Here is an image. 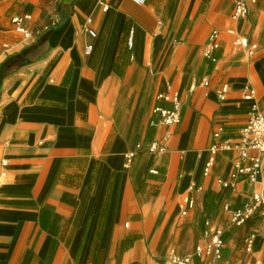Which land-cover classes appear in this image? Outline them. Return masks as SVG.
I'll use <instances>...</instances> for the list:
<instances>
[{
  "label": "crops",
  "instance_id": "1",
  "mask_svg": "<svg viewBox=\"0 0 264 264\" xmlns=\"http://www.w3.org/2000/svg\"><path fill=\"white\" fill-rule=\"evenodd\" d=\"M107 2L103 10L98 0H0V64L59 17L0 86V264H172L169 249L185 255L203 242L205 218L227 226L225 203L237 207L264 191L247 181L234 192L217 184L229 179L233 152H220L203 175L217 124L236 139L247 121L245 86L264 104V0H249L239 20L232 0ZM25 13L37 37L13 27L11 18ZM88 17L95 37L83 29ZM214 29L217 62L203 55ZM228 29L256 43L254 55L233 45ZM224 83L230 91L220 100ZM166 89L178 93L181 119L151 126L153 107L170 105L156 98ZM152 140L165 152L150 154ZM185 195L195 205L181 216ZM258 226L248 219L231 227L218 264L248 261L243 238ZM253 256L264 264V236Z\"/></svg>",
  "mask_w": 264,
  "mask_h": 264
},
{
  "label": "built area",
  "instance_id": "2",
  "mask_svg": "<svg viewBox=\"0 0 264 264\" xmlns=\"http://www.w3.org/2000/svg\"><path fill=\"white\" fill-rule=\"evenodd\" d=\"M63 2L64 0H56ZM137 4H144L146 0H132ZM233 9L231 17L233 20L245 18L249 13V0H232ZM255 1V0H252ZM103 10H107L109 3L107 0H98ZM59 17L52 18L50 23L46 25V30L56 24ZM31 20L29 14H16L11 18V23L15 31L21 33L24 38H33L39 35V32L33 31L26 22ZM91 18H86L83 29L90 36L95 37V31L90 28ZM228 33L233 35V45L243 47L249 56L254 55L258 49V45L250 42L246 36L237 34L234 29H228ZM219 33L216 29L209 34L208 40L203 48V55L212 62H217L215 54L219 47ZM92 44L85 46V53H89ZM205 85L208 81L204 82ZM230 84L224 83L216 92L220 100H224L229 95ZM158 101L168 102V107L163 104H156L152 113L157 116L156 120H151L150 125L156 126L162 124L170 127L179 123L181 119L182 104L177 92L168 89L159 92L156 96ZM243 98L250 102L248 109V118L245 125L239 130L236 139L226 137L224 135V127L217 124L211 135V142L207 147V158L203 167V175L211 174L212 167L216 156L220 152H233L232 168L228 180L220 177L216 179L217 184L221 188H227L234 192L236 185L240 181H247L251 184L264 185V104L256 100L255 89L250 85H246L243 92ZM142 147L137 144L135 150L130 151L125 156V163L130 164L135 157L137 150ZM147 151L150 154L164 153L166 146L159 140H152L147 143ZM154 172V171H153ZM195 205V200L190 195L182 197L180 202V214L184 216ZM222 210L228 215V225L221 224L210 218L203 221L202 238L203 242L197 244L192 253L180 255L174 248L167 252V259L172 264H191L193 258H196L199 264H218L222 258L223 248L231 227H239L248 219L259 222L256 230L250 231L244 238L245 252L251 257L244 264H260L253 256L257 239L264 236V191L263 189L253 190L244 197L239 206H232L227 202L223 205Z\"/></svg>",
  "mask_w": 264,
  "mask_h": 264
},
{
  "label": "trees",
  "instance_id": "3",
  "mask_svg": "<svg viewBox=\"0 0 264 264\" xmlns=\"http://www.w3.org/2000/svg\"><path fill=\"white\" fill-rule=\"evenodd\" d=\"M51 29V28H50ZM48 29L44 33H42L36 42L27 50H24L18 54L11 55L7 57L1 64H0V86L4 77H6L11 72L17 70L19 67L26 65L30 62L28 55L33 51V49L45 39L47 33L50 31Z\"/></svg>",
  "mask_w": 264,
  "mask_h": 264
},
{
  "label": "rangeland",
  "instance_id": "4",
  "mask_svg": "<svg viewBox=\"0 0 264 264\" xmlns=\"http://www.w3.org/2000/svg\"><path fill=\"white\" fill-rule=\"evenodd\" d=\"M148 116L146 115V118H147Z\"/></svg>",
  "mask_w": 264,
  "mask_h": 264
}]
</instances>
